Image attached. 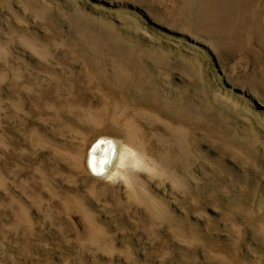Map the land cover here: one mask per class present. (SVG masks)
<instances>
[{"label":"rangeland","instance_id":"1","mask_svg":"<svg viewBox=\"0 0 264 264\" xmlns=\"http://www.w3.org/2000/svg\"><path fill=\"white\" fill-rule=\"evenodd\" d=\"M0 264H264V0H0Z\"/></svg>","mask_w":264,"mask_h":264},{"label":"bare ground","instance_id":"2","mask_svg":"<svg viewBox=\"0 0 264 264\" xmlns=\"http://www.w3.org/2000/svg\"><path fill=\"white\" fill-rule=\"evenodd\" d=\"M102 141L104 142L102 143ZM117 149L118 145L108 140H101L98 145L94 146L88 160V165L95 174L98 176H107L110 174V169L117 162Z\"/></svg>","mask_w":264,"mask_h":264}]
</instances>
